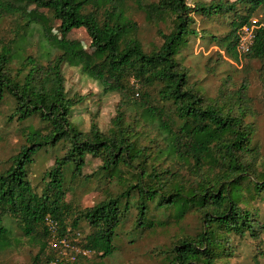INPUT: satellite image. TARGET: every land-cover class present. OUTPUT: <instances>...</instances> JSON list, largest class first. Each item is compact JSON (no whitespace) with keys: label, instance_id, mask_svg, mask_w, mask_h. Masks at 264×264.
I'll return each mask as SVG.
<instances>
[{"label":"trees","instance_id":"obj_1","mask_svg":"<svg viewBox=\"0 0 264 264\" xmlns=\"http://www.w3.org/2000/svg\"><path fill=\"white\" fill-rule=\"evenodd\" d=\"M32 6L53 13L61 38ZM258 15L243 52L241 30ZM197 16L225 28L202 29L219 47L216 61L242 63L247 74L239 84L227 76L215 96L177 59L197 34ZM35 24L61 52L43 63L24 51L14 64ZM80 28L104 56L78 47L70 34ZM252 63L264 105V0H0V133L22 125L17 152L0 157V264L23 249L28 258L17 264H109L141 244L154 264H264V143L249 92ZM66 64L119 94L106 130L98 114L87 131L73 124L85 95L67 89ZM52 149L62 154L34 182L36 155Z\"/></svg>","mask_w":264,"mask_h":264},{"label":"rangeland","instance_id":"obj_2","mask_svg":"<svg viewBox=\"0 0 264 264\" xmlns=\"http://www.w3.org/2000/svg\"><path fill=\"white\" fill-rule=\"evenodd\" d=\"M208 1V0H205ZM189 3L193 4L195 0H188ZM30 9L37 14L44 16L48 28L52 32L56 39L62 37V33L59 30V21L54 17L53 13L45 10L34 8ZM260 15L253 19H257ZM138 22L145 25V19L141 13L136 16ZM197 24V34L192 36L190 42L186 44L185 49L180 51L178 54V60L182 61L186 66H188L192 73L200 81V91L208 94L210 96H215L218 92L219 87L222 85L224 79L229 76L230 83L236 82L240 83L246 74L242 68V63L238 64L237 69L231 63L222 61L219 62L216 59L219 58L218 49L216 42L203 38L201 36L202 29H206L210 33H224L225 28H220L217 30L219 24L211 19L205 20L202 17H196ZM34 28V29H33ZM32 30L23 38L20 45L17 48V56L14 59V64H18L21 60L22 53L36 55L41 62L46 63L50 57L61 52L55 43H52L50 38L44 35L41 30H39V25L35 24ZM154 34L147 29V38L150 40L154 39ZM70 37L77 42L79 48L83 49L88 54L95 57H102L105 53H99L98 51L90 48V38L87 32L83 29H75L71 32ZM25 51V52H24ZM212 59L211 62L209 60ZM231 61V60H229ZM258 63H252L250 65L251 73L250 77V94L256 98V108L259 112V125H260V139L264 143V105L261 104V88L259 85L257 68ZM64 73L66 76V87L71 94H82L85 95L84 100L78 103L72 115V122L75 126L83 131H87L91 126V119L97 114V122L99 126L106 130L110 124L111 118L115 115L116 105L120 99L117 92H105L102 84L85 73L80 64H66L64 66ZM19 124L14 128L8 129L6 133H0V157L7 158L14 152H17L20 147L22 138L19 134L17 127H21ZM41 150L36 155V160L34 162V170L32 173V180L34 182L40 181L42 173L50 168L55 162L56 155H61V150L53 151ZM99 161L94 159L90 162V165L86 167V171H92ZM71 166H68L65 172V178L69 179V174ZM97 192H90L86 194L82 199V205H91L96 197ZM70 197V194H69ZM160 237V236H159ZM161 239V238H160ZM153 240H149L147 244L151 245ZM146 247L140 245L139 247H130L125 250L124 257L122 256L121 261L110 260L109 264H154L150 255L145 253ZM28 256L25 250H15L14 253L10 254L6 260V264H17L19 261L26 260Z\"/></svg>","mask_w":264,"mask_h":264},{"label":"built area","instance_id":"obj_3","mask_svg":"<svg viewBox=\"0 0 264 264\" xmlns=\"http://www.w3.org/2000/svg\"><path fill=\"white\" fill-rule=\"evenodd\" d=\"M257 22H258L257 19H252L251 23L243 26L241 30L239 48L243 52H247L251 48V45L255 38V28L258 26ZM53 264H56V263H53Z\"/></svg>","mask_w":264,"mask_h":264}]
</instances>
